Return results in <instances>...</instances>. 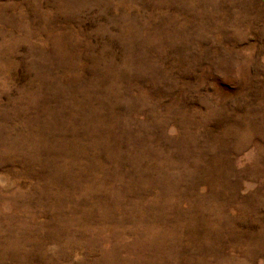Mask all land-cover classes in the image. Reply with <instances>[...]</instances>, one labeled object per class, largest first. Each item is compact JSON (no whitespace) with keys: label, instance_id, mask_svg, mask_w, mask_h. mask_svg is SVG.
<instances>
[{"label":"rangeland","instance_id":"rangeland-1","mask_svg":"<svg viewBox=\"0 0 264 264\" xmlns=\"http://www.w3.org/2000/svg\"><path fill=\"white\" fill-rule=\"evenodd\" d=\"M0 264H264V0H0Z\"/></svg>","mask_w":264,"mask_h":264}]
</instances>
